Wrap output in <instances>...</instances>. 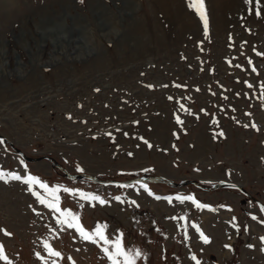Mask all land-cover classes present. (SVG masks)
Here are the masks:
<instances>
[{"label":"rangeland","instance_id":"1","mask_svg":"<svg viewBox=\"0 0 264 264\" xmlns=\"http://www.w3.org/2000/svg\"><path fill=\"white\" fill-rule=\"evenodd\" d=\"M189 3L0 0V135L70 173L231 181L259 204L233 188L69 179L1 138L0 169L59 186L61 210L141 251L135 264H264V0H204L207 31ZM53 24L71 44L40 33ZM37 194L51 200L39 185L0 181V230L12 234L0 231V244L11 264H111L112 245L58 223L61 213ZM188 196L207 207L177 199Z\"/></svg>","mask_w":264,"mask_h":264},{"label":"snow or ice","instance_id":"2","mask_svg":"<svg viewBox=\"0 0 264 264\" xmlns=\"http://www.w3.org/2000/svg\"><path fill=\"white\" fill-rule=\"evenodd\" d=\"M189 7L195 8L197 14L200 16L201 20L204 22V27L205 31H207L208 27V22H207V17L204 12V0H190ZM259 14V13H257ZM171 99V97L169 98ZM178 123H182V121L177 118ZM247 127V125H245ZM254 126V125H253ZM110 135V133H109ZM220 135H223L221 132ZM3 141L0 140V143ZM147 143V142H146ZM151 147V145H148ZM23 163V161H21ZM13 180V181H22L26 185H28L29 190H33V185H39L40 188L44 189L45 191L49 192L51 196V200H46V199H40L38 195V199H40V203L46 204L49 208L54 209L57 212L61 213V219L58 220V223L62 225H67L69 228H75L79 233L80 236L85 239V240H93L95 242V237H99L100 240L104 242L106 245H112V248L110 249L109 247L104 248L105 255L108 257V259L111 261V264H135L136 258L141 256V251L139 250H134V251H128L125 250L124 247L121 246L120 240L117 239L116 241H112L107 238L105 233L103 232L101 226H97V228L92 232L89 233L86 231L83 226L79 222L78 216H76L74 213H72L70 210H61V208L58 206V196L56 193L59 191V186L56 188H49V186L46 183H43L40 178L33 176V175H27V176H21L18 173L15 172H8L5 173L3 169H0V181H4L7 183L8 181ZM65 192H72L74 190L71 189H64ZM36 194V193H34ZM85 199H88L91 197V199L99 201L100 204H106L107 201L101 198L100 196L93 195V194H81ZM159 198V197H157ZM116 200H120V197H115ZM177 199H188V200H193L195 203H197L198 207H207L205 205H200L198 202L194 200L193 197L188 196V197H177ZM0 231H5L6 235H12L9 232H6V230H0ZM197 231H200L199 228L197 227ZM201 239L204 241V243H208V237L205 236L201 232ZM262 241H264V237L261 238ZM45 247L47 248L48 245L45 244ZM251 247V245H249ZM52 255L55 256H60L59 252H54L49 249ZM264 250V249H262ZM39 255V253L37 254ZM193 259H196L193 257ZM0 260L8 261V264H11L9 261L8 256L5 254L4 247L2 244H0ZM197 264H199V261H197Z\"/></svg>","mask_w":264,"mask_h":264},{"label":"water","instance_id":"3","mask_svg":"<svg viewBox=\"0 0 264 264\" xmlns=\"http://www.w3.org/2000/svg\"><path fill=\"white\" fill-rule=\"evenodd\" d=\"M0 138L5 140L9 144V146H11L14 149L15 153L20 155L22 158H24L28 161H38V160L45 158V159L49 160L54 167L58 168L61 172H63L64 176H66L67 178H70V179L85 177V178H89L90 180H92L95 183L114 184V185H125V184H130V183H135V182H146V183L152 182V183H165L166 185H169L171 187H181V186H185L187 184H194V185H196L202 189L208 190V191L221 189V188H233V189L239 190L241 193H243L247 197L252 198L253 200H255L259 204V201L254 196H252V194L249 191H247L240 183L231 182V181L215 182V183H212L209 186H207V185H204L202 183H198V182H196L194 180H190V179H185V180H181L180 182H176V181H173L172 179L167 178V177L162 176V175H152V176H149L148 178L134 177V178H131V179L125 180V181H116V180L107 181V180L99 179L96 176L90 175L87 173H70L65 168H63L61 166V164H59L58 162H55L51 157L40 156V157L35 158V157L27 156L25 154V152H23L21 149L15 147L12 142L6 140L1 135H0ZM260 209L262 210L261 204H260Z\"/></svg>","mask_w":264,"mask_h":264},{"label":"bare ground","instance_id":"4","mask_svg":"<svg viewBox=\"0 0 264 264\" xmlns=\"http://www.w3.org/2000/svg\"><path fill=\"white\" fill-rule=\"evenodd\" d=\"M43 36L52 35L54 36V42L58 43V39L60 37L67 38L68 42L71 41V37H69L68 29L63 25H50L48 30L42 29L40 32ZM71 44V42H70ZM58 45V44H57ZM80 48V47H79ZM62 49V48H61ZM81 49V48H80ZM78 55V54H77ZM54 61V60H53Z\"/></svg>","mask_w":264,"mask_h":264}]
</instances>
